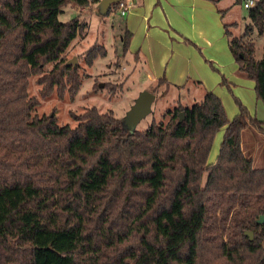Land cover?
I'll return each mask as SVG.
<instances>
[{
    "label": "trees",
    "instance_id": "trees-1",
    "mask_svg": "<svg viewBox=\"0 0 264 264\" xmlns=\"http://www.w3.org/2000/svg\"><path fill=\"white\" fill-rule=\"evenodd\" d=\"M99 2L0 0V264H264V166L243 146L252 128L264 143V122L238 97L232 119L207 91L191 105L177 99L134 133L95 106L74 114V127L55 111L34 114L40 100L28 93L29 77L46 63L55 66L38 80L43 95L64 89L68 76L71 95L81 84L63 53L87 25L61 21L64 5ZM248 17L241 35L231 31L238 22L225 31L239 74L264 103V54L256 58L250 38L264 33V0ZM122 36L127 53L132 33ZM86 54L92 63L107 49L94 43Z\"/></svg>",
    "mask_w": 264,
    "mask_h": 264
},
{
    "label": "crops",
    "instance_id": "crops-1",
    "mask_svg": "<svg viewBox=\"0 0 264 264\" xmlns=\"http://www.w3.org/2000/svg\"><path fill=\"white\" fill-rule=\"evenodd\" d=\"M223 1L131 0L132 7L124 15V30L132 33L127 54L133 57L135 68L145 74L147 89L166 78L170 90L177 91L175 100H182V92L187 90L197 96L193 103L212 91L222 99L230 119L239 113L234 99L237 96L252 115L264 122V103L256 95V82L239 74L230 49L225 23L238 21L226 19L231 5H221ZM223 78L228 85L222 83ZM221 130L216 135L219 144L225 129ZM249 137L253 143H248ZM255 140L254 135L244 134V149L256 145ZM212 147L210 164L219 153Z\"/></svg>",
    "mask_w": 264,
    "mask_h": 264
},
{
    "label": "rangeland",
    "instance_id": "rangeland-1",
    "mask_svg": "<svg viewBox=\"0 0 264 264\" xmlns=\"http://www.w3.org/2000/svg\"><path fill=\"white\" fill-rule=\"evenodd\" d=\"M226 4L231 5V8L226 11V19L229 22L238 21L239 23L237 27H231V31L235 36L241 35L250 22L249 8L244 6L243 0H224L221 3V5ZM74 17L85 22L87 26L71 42L63 53V58L66 64L68 60L76 58V64L71 63V65L76 69L81 84L77 93L71 95L68 88L72 82L68 76L64 78V89H58L55 86L50 94L43 95L41 92L43 85L38 80L41 76L49 74L55 66V62L46 63L40 72L33 73L29 77L28 93L40 100V105L37 106L34 114L43 115L55 111L60 125L70 124L74 127L78 121L73 115L82 114L88 108L95 106L101 112L113 110L117 117L123 119L139 93L149 88L143 71L136 69L133 57L124 52L122 35L124 34L125 16L116 7H112L108 14L103 15L98 3H91L84 7L75 3H67L59 14V19L67 21ZM250 38L255 41L256 58H261L264 54V33L260 34L255 29L250 33ZM94 43L105 45L107 55L99 56L92 63H88L86 52ZM101 82L105 84L104 87L99 86ZM170 89L164 83L151 86L150 90L156 93L152 112L139 122L137 129H147L153 119H162L161 115L164 110L173 108L177 91ZM235 97L237 96H234V99ZM196 98L195 93H188L187 90L182 92V102L187 105H191ZM235 103L238 105L236 101ZM221 132L222 130L218 134ZM244 134L247 136L253 134L256 139L261 138V135L253 128L245 131ZM247 139H249L248 143L252 142V138ZM261 139L256 145L245 148L246 155L254 158L256 168L264 165V143ZM221 142L217 143L215 138L213 146L216 151L217 149L219 151ZM212 148L214 150V147ZM210 152H213L212 149ZM205 178L204 176V180Z\"/></svg>",
    "mask_w": 264,
    "mask_h": 264
},
{
    "label": "water",
    "instance_id": "water-1",
    "mask_svg": "<svg viewBox=\"0 0 264 264\" xmlns=\"http://www.w3.org/2000/svg\"><path fill=\"white\" fill-rule=\"evenodd\" d=\"M262 1V0H261ZM119 2V0H100L98 3L100 12L103 15L109 13L113 4ZM76 58L68 60V64L74 63L76 64ZM104 83L101 82L99 84L100 87H104ZM156 99V93L151 91L150 89L142 90L138 97L134 100V103L131 105L130 109L127 111L125 117L122 119V124L124 128H126L130 133H134L137 129L139 122L148 116L152 112V105ZM184 117V112L181 113V120ZM258 222H264V214L258 220ZM251 237L253 236V232L250 233Z\"/></svg>",
    "mask_w": 264,
    "mask_h": 264
},
{
    "label": "built area",
    "instance_id": "built-area-1",
    "mask_svg": "<svg viewBox=\"0 0 264 264\" xmlns=\"http://www.w3.org/2000/svg\"><path fill=\"white\" fill-rule=\"evenodd\" d=\"M117 3H118L117 8H119L122 15H125L132 7L131 0H119V2ZM243 3L246 8H252L255 5L256 0H243Z\"/></svg>",
    "mask_w": 264,
    "mask_h": 264
}]
</instances>
